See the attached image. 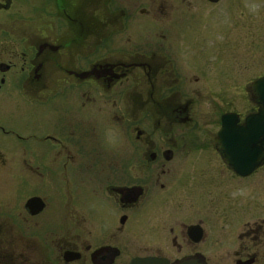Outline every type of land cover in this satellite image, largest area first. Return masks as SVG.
<instances>
[{
	"label": "flooded vegetation",
	"instance_id": "1",
	"mask_svg": "<svg viewBox=\"0 0 264 264\" xmlns=\"http://www.w3.org/2000/svg\"><path fill=\"white\" fill-rule=\"evenodd\" d=\"M152 5L0 0V264H264V161L219 135L262 99L230 110L228 54Z\"/></svg>",
	"mask_w": 264,
	"mask_h": 264
},
{
	"label": "rangeland",
	"instance_id": "2",
	"mask_svg": "<svg viewBox=\"0 0 264 264\" xmlns=\"http://www.w3.org/2000/svg\"><path fill=\"white\" fill-rule=\"evenodd\" d=\"M150 1L155 10H159L158 18L163 16L166 22L176 23L178 36H184L188 41L195 37L198 42H206L203 48L212 49L215 55L218 51L228 54L229 88L213 91L219 93V99H227L230 110L241 107L245 97L247 104L239 111H250L251 86L264 74V0H221L216 5H209L204 0ZM143 7L147 8V5ZM104 8L105 2H102V14L106 12ZM209 94L204 93L206 97ZM218 114L209 116V129L215 125ZM199 120L201 124L205 123V119ZM14 192L11 180L1 186L0 197L13 199Z\"/></svg>",
	"mask_w": 264,
	"mask_h": 264
},
{
	"label": "water",
	"instance_id": "3",
	"mask_svg": "<svg viewBox=\"0 0 264 264\" xmlns=\"http://www.w3.org/2000/svg\"><path fill=\"white\" fill-rule=\"evenodd\" d=\"M209 3H216L219 0H205ZM252 90L262 100L263 111L250 115L245 119L243 127L236 126V119L233 115L222 118L220 136L231 138L227 144L233 143V147L222 150L225 158L230 162H245L246 166L238 167V163L231 164L236 172L253 170L260 162L264 161V77L252 85ZM245 167V168H244ZM39 204L38 200H32ZM132 264H168L166 261L157 259H137ZM180 264H196L194 262Z\"/></svg>",
	"mask_w": 264,
	"mask_h": 264
},
{
	"label": "clouds",
	"instance_id": "4",
	"mask_svg": "<svg viewBox=\"0 0 264 264\" xmlns=\"http://www.w3.org/2000/svg\"><path fill=\"white\" fill-rule=\"evenodd\" d=\"M109 143H110L112 146H115L118 142L115 141V140H110Z\"/></svg>",
	"mask_w": 264,
	"mask_h": 264
}]
</instances>
